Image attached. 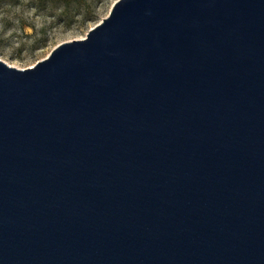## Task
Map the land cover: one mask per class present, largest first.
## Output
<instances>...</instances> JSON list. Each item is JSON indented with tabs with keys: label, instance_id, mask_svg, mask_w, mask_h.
Instances as JSON below:
<instances>
[{
	"label": "water",
	"instance_id": "1",
	"mask_svg": "<svg viewBox=\"0 0 264 264\" xmlns=\"http://www.w3.org/2000/svg\"><path fill=\"white\" fill-rule=\"evenodd\" d=\"M0 264H264V0H120L0 61Z\"/></svg>",
	"mask_w": 264,
	"mask_h": 264
},
{
	"label": "rangeland",
	"instance_id": "2",
	"mask_svg": "<svg viewBox=\"0 0 264 264\" xmlns=\"http://www.w3.org/2000/svg\"><path fill=\"white\" fill-rule=\"evenodd\" d=\"M120 0H0V61L25 70L83 40Z\"/></svg>",
	"mask_w": 264,
	"mask_h": 264
}]
</instances>
